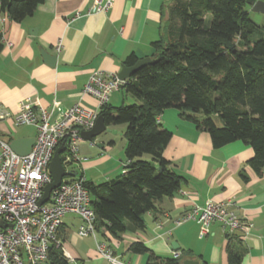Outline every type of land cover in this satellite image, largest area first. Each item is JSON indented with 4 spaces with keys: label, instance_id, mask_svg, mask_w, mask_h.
<instances>
[{
    "label": "crops",
    "instance_id": "0c3cea01",
    "mask_svg": "<svg viewBox=\"0 0 264 264\" xmlns=\"http://www.w3.org/2000/svg\"><path fill=\"white\" fill-rule=\"evenodd\" d=\"M172 2L114 0L107 12L89 14L88 0H43L20 22L0 12V105L10 114L0 119V138L9 144L16 138L36 136L34 126H15L13 121L25 100L33 102L37 111L51 112L52 121L78 102L95 108L96 100L82 94L88 76L96 70L117 74L130 54L138 59L150 57L152 42L160 33L161 11ZM43 52L55 56L53 65ZM157 121L171 132L162 155L170 162L171 171L183 177L180 188L161 199L155 216L145 215L144 231H126L120 239L99 232L96 241L105 242L126 264L148 261V254L129 251L133 242H142L156 257L189 252L206 264H227L225 248L229 243L243 250L240 264H264V169L257 175L248 165L252 147L234 141L214 148L209 134L183 120L175 108L164 109ZM107 127L91 141H80L81 160L73 171L82 172L87 182L97 184L125 171L126 126ZM207 200H232L237 214L251 224L248 238L239 241L240 245L229 242L218 223L211 224L204 237H199V225L193 220L175 224L185 211L193 205L203 206ZM79 225L78 216L66 214L58 229L59 241L72 264H108L98 254L92 237L77 235Z\"/></svg>",
    "mask_w": 264,
    "mask_h": 264
},
{
    "label": "trees",
    "instance_id": "16d2710c",
    "mask_svg": "<svg viewBox=\"0 0 264 264\" xmlns=\"http://www.w3.org/2000/svg\"><path fill=\"white\" fill-rule=\"evenodd\" d=\"M42 1L0 0V12L20 22ZM246 6L245 0H173L161 11L160 33L150 56L156 61L136 70L121 87L136 102L106 103L99 110L106 125L125 124L127 165L113 179L84 184L96 233L120 239L126 231H144L145 215L155 216L161 199L180 188L183 177L171 171L162 155L171 138L157 121L164 109H177L183 120L207 132L214 148L234 141L249 145L253 156L248 165L257 175L262 173L264 26L252 23ZM137 60L130 54L123 64ZM56 237L61 239L58 231ZM129 251L148 254L147 264H182L192 258L206 264L189 252L156 257L142 242H133ZM225 251L227 264H240L241 248L228 243ZM47 262L69 264L55 243Z\"/></svg>",
    "mask_w": 264,
    "mask_h": 264
},
{
    "label": "built area",
    "instance_id": "2783aa9c",
    "mask_svg": "<svg viewBox=\"0 0 264 264\" xmlns=\"http://www.w3.org/2000/svg\"><path fill=\"white\" fill-rule=\"evenodd\" d=\"M89 14L107 12L114 0H88ZM61 43L56 44V51ZM127 80V79H126ZM117 74L93 71L85 82L82 94L91 96L97 102L95 108L80 102L62 110L55 120L51 112L35 108L33 102L20 103L14 116L15 126L32 125L36 129L35 142L24 156L14 153L8 142L0 138V264H48V250L52 243L60 246L67 261L72 257L64 249L56 234L66 214L80 218L77 235L92 237L98 254L108 264H126L103 241H96L95 215L90 207V197L84 184L82 172H74L73 166L80 162V132L89 130L95 124L101 106L108 103L114 90L125 81ZM0 105V119L9 117ZM63 145L60 153L65 171L74 176H64L54 188L46 203L38 205L43 187L51 181L48 166L54 150ZM70 167V170L67 168ZM193 220L199 225V237L209 233L210 225L218 223L229 242L245 241L251 232V224L236 212L232 200L213 202L207 200L203 206L193 205L185 211L175 224ZM161 221L156 223L160 227ZM177 251L173 252L178 257Z\"/></svg>",
    "mask_w": 264,
    "mask_h": 264
},
{
    "label": "water",
    "instance_id": "95a60500",
    "mask_svg": "<svg viewBox=\"0 0 264 264\" xmlns=\"http://www.w3.org/2000/svg\"><path fill=\"white\" fill-rule=\"evenodd\" d=\"M246 4L250 6L251 10L254 12L264 13V3L260 0H245ZM44 58L50 63L54 64L55 56L46 54L43 52ZM156 60L151 57H144L138 59L133 65L126 66L124 64L120 65V70L117 76L120 80L124 81L128 79L136 70L142 66L154 63ZM108 130L107 125L104 123L103 116L98 115L95 124L89 130L80 132L81 139L91 141L98 134L103 131ZM35 142V137L30 138H16L9 142L11 150L19 156H24L28 154ZM63 151V145L58 146L52 155L51 161L48 166V171L51 176V181L47 183L42 189V196L38 201V205L46 203L49 199L51 191L59 186L61 180L64 176H74V173L70 171H65L61 163L60 153ZM173 245V244H172ZM182 264H199L196 260L185 259Z\"/></svg>",
    "mask_w": 264,
    "mask_h": 264
},
{
    "label": "rangeland",
    "instance_id": "374dc122",
    "mask_svg": "<svg viewBox=\"0 0 264 264\" xmlns=\"http://www.w3.org/2000/svg\"><path fill=\"white\" fill-rule=\"evenodd\" d=\"M260 1H262L264 3V0H260ZM245 11L247 12L248 18L252 21L253 24H255L257 26H264V13L252 11L249 5L246 6ZM108 102H110V104L113 106H119V105H121V103H123L124 105H130V104L136 102V100L134 99V97L127 94L123 88H119L118 90H114L110 94ZM117 125L124 126L125 124H117ZM218 125L220 126L221 124L218 123ZM112 133H113V131H112ZM79 146H80V143H79ZM70 169H71L70 167L67 168V170H70ZM65 248L67 249V246H65ZM69 262H71L70 264H72L73 260L69 261Z\"/></svg>",
    "mask_w": 264,
    "mask_h": 264
}]
</instances>
